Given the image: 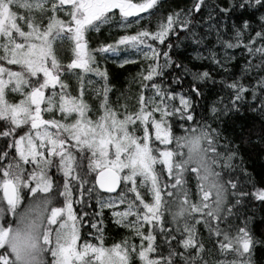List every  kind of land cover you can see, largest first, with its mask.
Wrapping results in <instances>:
<instances>
[{
  "label": "snow or ice",
  "instance_id": "6c2138e0",
  "mask_svg": "<svg viewBox=\"0 0 264 264\" xmlns=\"http://www.w3.org/2000/svg\"><path fill=\"white\" fill-rule=\"evenodd\" d=\"M204 4L164 18L163 0H0V264H256L264 240L247 206L264 205V180L250 176L220 125L243 108L259 113L264 132V0H232L219 13L242 10L240 23L209 14L197 31L193 13ZM113 25L125 34L91 47V34ZM180 30L196 45L187 64L168 42ZM65 42L66 64L56 49ZM122 53L121 67L137 62L133 54L146 62L132 106L123 94L112 99L100 63ZM193 61L207 66L194 71ZM209 85L221 94L197 113ZM85 192L98 212L75 210ZM104 209L128 233L110 245Z\"/></svg>",
  "mask_w": 264,
  "mask_h": 264
},
{
  "label": "trees",
  "instance_id": "16d2710c",
  "mask_svg": "<svg viewBox=\"0 0 264 264\" xmlns=\"http://www.w3.org/2000/svg\"><path fill=\"white\" fill-rule=\"evenodd\" d=\"M134 2H138V0H134ZM232 0H205L204 7L202 8L201 13L196 14L193 13L194 19L199 21V27L197 31H203L208 28L207 17L211 14L213 17L217 15H221L222 22L226 25H231L233 23H240L239 17L241 15L242 10H238L234 15L230 18L227 15L219 13V9L226 8L230 5ZM195 0H163V5L160 11L157 13L158 15L166 16L170 12L179 11L181 9H190L192 8ZM245 18H248L250 13H243ZM259 16V13L256 14ZM144 26V22H141V27ZM253 26L255 27V21H253ZM156 28V20L153 19L150 30H155ZM137 31V28L134 26L133 28L128 30V34H133ZM125 34V31L120 29L117 25H113L111 27H104L101 29L99 33H92L90 45L95 48L101 44L113 43L120 35ZM187 33L183 30L179 31L180 39H177V36L173 34L168 42L179 45V47H175L172 50V55L174 59L183 60L184 63H188L190 57L192 56L194 50L196 49V45L192 44L191 40L184 39ZM209 39H213L212 36H209ZM158 44V42H157ZM158 47L164 48V46L158 45ZM70 48V45L65 42L63 45L57 43L56 49L59 58L62 63L66 64L69 62L71 58V54L67 51ZM166 50V49H165ZM235 55L238 57L237 61L233 62V71L239 73L240 68L244 64V59L241 58L242 54L239 50H234ZM100 60L99 57H97ZM136 63L125 64L123 67L112 62L110 60H100V63L103 67H106L109 76L111 85L116 89L115 94L112 96V99H115L116 96H121L129 98L131 104L130 106L135 104V101L139 95V87H138V76L137 74L141 71L143 66H146V62L143 61L142 56H139L136 59ZM161 63H163V59L161 58ZM193 64L195 67H193ZM207 66V61H193L192 64H189V67H192L193 70H197L198 68L202 71L201 65ZM170 77H166V80ZM92 79H95L92 77ZM186 79H191V77H186ZM215 79L219 80V76H215ZM159 82V81H157ZM205 98L200 99L199 105L197 106V113L202 114L205 111L207 106L213 104L214 101L217 100L218 95H220L219 86L213 88L211 85L204 89ZM151 94V93H147ZM226 94V93H225ZM10 100L14 99L12 96L8 97ZM18 99V98H17ZM250 99V97H249ZM123 103V99L121 101ZM219 107V105H217ZM199 119V116L197 117ZM224 123L220 126L221 128H226V135L231 136L235 143L241 145V155L244 158V167L247 169V172L250 176L256 181L260 182L264 180V140L261 139L264 136V132H262V123L259 113H254L251 111H246L245 109H241L239 113H230L227 116L223 117ZM191 123V122H190ZM215 126V125H214ZM4 129L0 128V131ZM27 131V129H25ZM175 132L177 135L182 134V130L179 128V124L176 125ZM22 134V133H21ZM3 144V138H0V145ZM29 167H31L29 165ZM94 177V174H93ZM93 177L89 178V185L91 186L94 183ZM192 184L194 186L195 180L193 179ZM260 183H257V187H261ZM97 192H99L105 199L111 195L107 193H103L97 187ZM85 204L84 205H74L75 210L79 213L81 208H84L90 215L94 212H98L99 208L95 203V195L89 199V194L85 192ZM77 198H79V194L77 193ZM118 211H123V207L117 209ZM241 211H245L244 208ZM247 214L253 217L251 224L249 225L253 231L254 236L259 240H264V205H262L259 201H253L249 203L247 206ZM104 215L106 217L105 223L107 224V232H106V243L111 244L114 241H118L123 236L128 235V233L124 229H117L111 222L110 219H107L111 215L110 209H104ZM82 231L87 233L89 231L88 224L85 223ZM94 231V230H92ZM207 235V233H205ZM88 239L91 240V236H88ZM139 243V241H137ZM254 260L256 264H264V247L257 246L254 250Z\"/></svg>",
  "mask_w": 264,
  "mask_h": 264
},
{
  "label": "rangeland",
  "instance_id": "374dc122",
  "mask_svg": "<svg viewBox=\"0 0 264 264\" xmlns=\"http://www.w3.org/2000/svg\"><path fill=\"white\" fill-rule=\"evenodd\" d=\"M123 58H124V54L122 53L119 59L116 57H109L107 60H110V61L115 62L116 64L120 65ZM128 58L132 59V60H136L139 57L133 54V55H130ZM46 118H48V117H46ZM37 199H39V197H37ZM28 203H29V201L27 199L23 202V204L21 205V208H20L21 212L24 211V208L27 206Z\"/></svg>",
  "mask_w": 264,
  "mask_h": 264
},
{
  "label": "water",
  "instance_id": "95a60500",
  "mask_svg": "<svg viewBox=\"0 0 264 264\" xmlns=\"http://www.w3.org/2000/svg\"><path fill=\"white\" fill-rule=\"evenodd\" d=\"M97 187H98V186H97ZM98 188H99V187H98ZM100 191H101V192H103V193H107V192H105V191H104V190H102V189H100ZM107 194H109V193H107Z\"/></svg>",
  "mask_w": 264,
  "mask_h": 264
}]
</instances>
